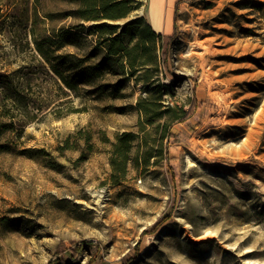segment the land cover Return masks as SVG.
Here are the masks:
<instances>
[{
	"label": "rangeland",
	"instance_id": "374dc122",
	"mask_svg": "<svg viewBox=\"0 0 264 264\" xmlns=\"http://www.w3.org/2000/svg\"><path fill=\"white\" fill-rule=\"evenodd\" d=\"M132 1L107 22L172 33ZM78 6L0 0V264H264V0L178 4L166 73L157 39L105 62Z\"/></svg>",
	"mask_w": 264,
	"mask_h": 264
},
{
	"label": "trees",
	"instance_id": "16d2710c",
	"mask_svg": "<svg viewBox=\"0 0 264 264\" xmlns=\"http://www.w3.org/2000/svg\"><path fill=\"white\" fill-rule=\"evenodd\" d=\"M190 1L194 2L196 0H177L173 7L171 28L172 33L176 30L175 23V13L178 4ZM79 6L76 10L77 16L83 21H95L96 23L92 25V31L102 39V43L105 48L104 61L106 62L109 58L118 56L119 54H126L128 60V66L134 70L135 59L130 56L131 54L127 51L124 44L131 43L135 38H138L135 43V48L142 49L145 52L148 47L145 42H149L151 45L156 41H159L158 49L160 51L159 59L164 67L166 73V65L168 61V51L170 46L173 44L174 36L171 34H156L149 23L139 17L126 21L122 26H118L107 21H116L121 19H126L130 13L133 11L132 0H78ZM74 35V31L62 30L60 32V38L62 40V46L71 44V38ZM125 42V43H124ZM145 63L139 64L143 66ZM100 65L94 69H99ZM175 78L172 79V82ZM139 106L143 108L145 114V124H153L148 120L149 109H144V107L139 103ZM189 112H185L179 119L178 122H183L189 118ZM135 139V135L132 133H124L116 138V141L112 145L110 166L112 169V177L116 178L124 176L127 169V162L129 153L132 150V143Z\"/></svg>",
	"mask_w": 264,
	"mask_h": 264
},
{
	"label": "crops",
	"instance_id": "0c3cea01",
	"mask_svg": "<svg viewBox=\"0 0 264 264\" xmlns=\"http://www.w3.org/2000/svg\"><path fill=\"white\" fill-rule=\"evenodd\" d=\"M166 1H167V3H166ZM176 1L177 0H153L155 5L158 4L160 7L166 8L168 16H172L173 7H174V4ZM170 23H171V19H170Z\"/></svg>",
	"mask_w": 264,
	"mask_h": 264
},
{
	"label": "bare ground",
	"instance_id": "6f19581e",
	"mask_svg": "<svg viewBox=\"0 0 264 264\" xmlns=\"http://www.w3.org/2000/svg\"><path fill=\"white\" fill-rule=\"evenodd\" d=\"M158 7H160L159 5H157ZM157 12V10L154 12V13H156ZM155 19L157 20L158 18H157V16L155 17ZM159 20V19H158Z\"/></svg>",
	"mask_w": 264,
	"mask_h": 264
}]
</instances>
